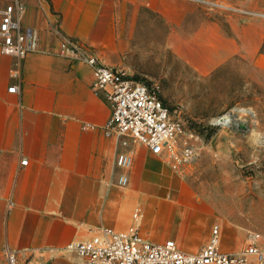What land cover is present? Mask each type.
<instances>
[{
  "label": "crops",
  "instance_id": "obj_1",
  "mask_svg": "<svg viewBox=\"0 0 264 264\" xmlns=\"http://www.w3.org/2000/svg\"><path fill=\"white\" fill-rule=\"evenodd\" d=\"M216 6L221 4L29 0L24 23L37 29L39 50L22 61L18 92L7 91L17 79L10 75L12 58L0 54V264H7L6 249L19 264H83L64 246L104 226L137 228L151 241L173 238L185 250L205 243L208 220L185 215L175 195L163 197L178 172L165 158L136 144L128 183H116L114 156L121 147L102 131L110 108L91 88V67L58 51L66 36L121 67L125 54L139 49V39L157 30L162 48L200 77L236 55L264 71V18ZM84 123L92 127L84 129ZM23 157L26 164H20ZM136 207L142 211L138 221L131 217Z\"/></svg>",
  "mask_w": 264,
  "mask_h": 264
},
{
  "label": "rangeland",
  "instance_id": "obj_2",
  "mask_svg": "<svg viewBox=\"0 0 264 264\" xmlns=\"http://www.w3.org/2000/svg\"><path fill=\"white\" fill-rule=\"evenodd\" d=\"M206 1L230 7L216 6L223 13L264 18V0ZM217 18L225 25L223 14ZM161 43L157 30L140 38L139 49L126 53L121 67L155 86L172 116L192 134L195 156L170 179L163 197L175 195L184 214L220 224L222 247L236 250L249 231L264 234V71L236 55L200 77ZM228 112L230 123L216 124Z\"/></svg>",
  "mask_w": 264,
  "mask_h": 264
},
{
  "label": "built area",
  "instance_id": "obj_3",
  "mask_svg": "<svg viewBox=\"0 0 264 264\" xmlns=\"http://www.w3.org/2000/svg\"><path fill=\"white\" fill-rule=\"evenodd\" d=\"M28 2L2 0L0 5V54L12 58L10 75L17 79L7 88L9 92L19 91L22 61L39 50L37 29L24 23ZM58 52L91 67V88L110 108L102 131L121 147L114 156V165L119 169L118 185L128 183L136 144L162 156L174 169L192 162L195 156V147L190 142L192 134L172 116L155 86L132 77L123 67L105 64L94 52L66 36L60 37ZM91 127L89 123L82 125L84 129ZM26 163L27 158L23 157L20 164ZM140 216L136 207L131 217L136 221ZM221 238V225L213 223L201 247L185 250L173 238L151 241L137 228L122 231L104 226L87 239L69 241L64 249L82 258L83 264H264V234L249 231L243 246L236 250L224 249ZM6 260L7 264H19L15 252L9 249Z\"/></svg>",
  "mask_w": 264,
  "mask_h": 264
},
{
  "label": "bare ground",
  "instance_id": "obj_4",
  "mask_svg": "<svg viewBox=\"0 0 264 264\" xmlns=\"http://www.w3.org/2000/svg\"><path fill=\"white\" fill-rule=\"evenodd\" d=\"M239 111H246V112H250V110H248L247 108H239ZM230 120H232V115L229 113H225L223 114L221 117L215 119V121L217 122L216 124H223V125H228V123H230Z\"/></svg>",
  "mask_w": 264,
  "mask_h": 264
},
{
  "label": "trees",
  "instance_id": "obj_5",
  "mask_svg": "<svg viewBox=\"0 0 264 264\" xmlns=\"http://www.w3.org/2000/svg\"><path fill=\"white\" fill-rule=\"evenodd\" d=\"M262 52H264V51L262 50Z\"/></svg>",
  "mask_w": 264,
  "mask_h": 264
}]
</instances>
